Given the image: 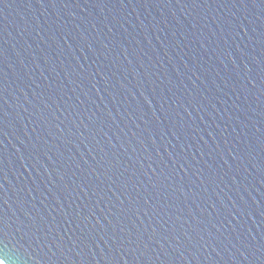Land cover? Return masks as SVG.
<instances>
[{
  "label": "water",
  "instance_id": "1",
  "mask_svg": "<svg viewBox=\"0 0 264 264\" xmlns=\"http://www.w3.org/2000/svg\"><path fill=\"white\" fill-rule=\"evenodd\" d=\"M5 264H264V0H0Z\"/></svg>",
  "mask_w": 264,
  "mask_h": 264
},
{
  "label": "snow or ice",
  "instance_id": "2",
  "mask_svg": "<svg viewBox=\"0 0 264 264\" xmlns=\"http://www.w3.org/2000/svg\"><path fill=\"white\" fill-rule=\"evenodd\" d=\"M0 235H3L2 231H0ZM0 264H5V259L0 257Z\"/></svg>",
  "mask_w": 264,
  "mask_h": 264
}]
</instances>
